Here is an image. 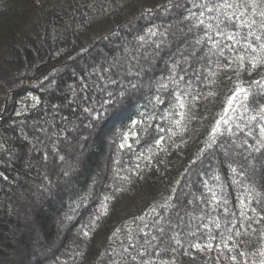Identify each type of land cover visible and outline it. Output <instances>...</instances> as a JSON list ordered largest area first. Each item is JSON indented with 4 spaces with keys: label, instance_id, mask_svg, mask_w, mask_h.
Masks as SVG:
<instances>
[{
    "label": "trees",
    "instance_id": "trees-1",
    "mask_svg": "<svg viewBox=\"0 0 264 264\" xmlns=\"http://www.w3.org/2000/svg\"><path fill=\"white\" fill-rule=\"evenodd\" d=\"M19 239L28 264H264V0H0V255Z\"/></svg>",
    "mask_w": 264,
    "mask_h": 264
},
{
    "label": "rangeland",
    "instance_id": "rangeland-1",
    "mask_svg": "<svg viewBox=\"0 0 264 264\" xmlns=\"http://www.w3.org/2000/svg\"><path fill=\"white\" fill-rule=\"evenodd\" d=\"M170 16V17H175V15H173V14H171V13H167L166 14V16ZM166 18H168V17H166ZM165 19V18H164ZM130 50H133L132 52H135V53H137V49L135 48V47H133L132 45H128L127 46ZM138 54V53H137ZM152 58H153V56H152ZM153 59H152V61H151V65L153 64ZM150 64V63H149ZM132 80V79H131ZM137 80V79H136ZM72 148L74 147V149H75V147H76V145H75V143H73L72 142V144L70 145ZM80 150L81 149H79V150H75L74 152H72V154L74 155L73 156V161L74 162H79V159H80V156H81V152H80ZM82 151V150H81ZM80 155V156H79ZM50 172V171H49ZM49 172L47 171V174H49ZM50 176H53V175H50ZM36 189H34L35 191H32L31 193H32V195H29V196H31V197H33L34 196V200L35 201H39V200H41V199H43L44 197L45 198H48V197H46V196H49L50 195V186H48L47 184H45V183H41V182H38L37 181V184H36ZM31 189V188H30ZM42 192H41V191ZM28 191H30L29 189H28ZM39 191V192H38ZM25 191H22L21 192V197L22 196H24L23 198H27V195H26V197H25V195L23 194ZM29 198V197H28ZM33 206H34V204L32 203V201L30 202V199H26V207L25 208H23V210H24V212H25V215H27V219H21L22 218V216L24 215V213L23 214H21L20 216H21V218H20V222L18 221V219H17V221L19 222V225L20 226H18V227H21L22 229H24V228H26V231H25V229L23 230V232L25 231V233L24 234H26V232L27 233H29L27 230H29V229H27V228H30V230L31 231H33L32 232V238H36V239H40V235H41V229H40V226L38 225L39 223L37 222V220L33 217V216H31V215H29V213H30V211H32V209H33ZM29 215V216H28ZM16 226H14V227H11L12 228V231H13V233H14V229L13 228H15ZM58 229V228H57ZM56 229V230H57ZM62 229V228H61ZM64 231H66V230H64ZM64 231L62 232V234L64 233ZM20 232H21V230H20ZM40 233V234H39ZM21 234L20 233H18V235H16V233H15V236H16V238L18 237V236H20ZM64 236H59V239L61 238H63ZM35 239V240H36ZM58 239V240H59ZM61 239L58 241V242H56L55 243V245H56V247L58 248L59 246H60V244H61ZM33 241V242H32ZM34 240L33 239H31L26 245H24L23 246V244H24V242H22L21 241V239H19V240H15V241H12L11 242V246L9 247V245L7 246L8 248H6V247H2V249L3 250H5V251H7V254H3V255H0V264H28L29 262L30 263H32L33 262V260L34 261H36L37 259H42L43 257H44V254H42V253H40V251H39V248H38V246H36L35 244H34ZM1 245V244H0ZM56 248V249H57ZM0 249H1V246H0ZM2 254V253H1ZM15 254V255H14ZM48 255H50V254H48ZM25 258H27V259H25Z\"/></svg>",
    "mask_w": 264,
    "mask_h": 264
}]
</instances>
